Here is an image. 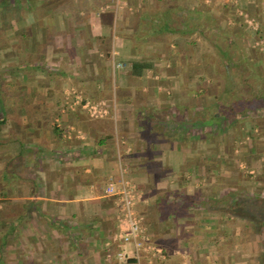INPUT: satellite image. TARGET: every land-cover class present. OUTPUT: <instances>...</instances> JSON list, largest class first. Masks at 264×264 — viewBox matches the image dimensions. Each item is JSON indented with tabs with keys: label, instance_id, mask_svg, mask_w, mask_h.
<instances>
[{
	"label": "crops",
	"instance_id": "0c3cea01",
	"mask_svg": "<svg viewBox=\"0 0 264 264\" xmlns=\"http://www.w3.org/2000/svg\"><path fill=\"white\" fill-rule=\"evenodd\" d=\"M11 3L10 31L0 25V264H237L253 255L246 223L199 201L238 179L250 191L246 163L264 183L254 145L264 123L189 140V120L210 55L197 17L213 11L246 56L264 33V0ZM86 104L104 114L92 117ZM123 187L140 250L119 239Z\"/></svg>",
	"mask_w": 264,
	"mask_h": 264
},
{
	"label": "trees",
	"instance_id": "16d2710c",
	"mask_svg": "<svg viewBox=\"0 0 264 264\" xmlns=\"http://www.w3.org/2000/svg\"><path fill=\"white\" fill-rule=\"evenodd\" d=\"M0 9L12 11L11 0H0ZM196 21V33L209 45L210 55L203 77L195 83L196 100L202 103L194 105L189 140H208L222 137L238 123L255 121L264 110V71L246 58L232 32L220 27V18L213 11ZM185 135L183 130L182 137ZM199 202L209 210L243 220L246 230L260 243L255 264H264V194L236 185L227 188L221 198L210 192Z\"/></svg>",
	"mask_w": 264,
	"mask_h": 264
},
{
	"label": "rangeland",
	"instance_id": "374dc122",
	"mask_svg": "<svg viewBox=\"0 0 264 264\" xmlns=\"http://www.w3.org/2000/svg\"><path fill=\"white\" fill-rule=\"evenodd\" d=\"M10 14H11V11H3V10L1 11L0 10V25L5 27L6 31H10V23H11ZM244 23L249 25L251 27V29H253L254 32H255V29L258 30L257 22L255 20L247 17V16L246 17L244 16ZM255 34H256V32L254 33L253 38H251V44L254 47L252 49L253 53H248L247 50H245V53L247 52L246 56H248L247 59L249 61L254 63V65L257 66L258 69H261L264 71V33H259L256 35ZM4 54H5L4 56H7V54H9V51H7ZM255 122L256 123H264V110L259 111V115L255 119V121L247 123V124H251V123H255ZM256 130H258V129H256ZM256 135H257L256 136L257 140L254 142L255 143L254 145H256L257 147H255V150H257L259 152V154H261L262 162L264 163V133L259 134V132H258V134L256 133ZM246 137H248V138H246ZM246 137L244 140L237 141V142H239V145L237 146L239 149L241 148V149L245 150V147L248 145L247 142L250 141V137L249 136H246ZM258 137H260V138H258ZM256 143H258V144H256ZM240 151L245 152L242 150H240ZM248 151L251 152L250 149ZM251 155L252 154H250V156ZM253 155H254V153H253ZM258 163H259V159H258ZM246 166H247V163L244 164V166H243L244 167L243 169L246 171H245V173H242V175H243V177H245L246 181H251V183L247 186L248 189H251L249 192L264 194V183H262V181L258 182V180H257L258 177L256 175H251L249 172L247 173V171H249V169H251V168L249 167V169H248V167H246ZM237 179L238 178H235L234 181H236ZM239 181H242V179H238V181H237V183H235V185L239 186L240 185V184H238ZM228 183H229V181H228ZM240 187H242V186L240 185ZM256 188H258L259 191H254V189H256ZM244 189H246V188L244 187ZM254 243L256 244V251L253 252L254 254L248 256L247 260H245V258L241 259V261H239L237 259V264H255L254 259H255L256 255L258 254V251L260 249V243L255 240V237H254ZM253 249H254V247H253ZM249 250H250V246H248L247 244H244V247H243L244 252L243 253L244 254H245V252L248 253ZM3 263L7 264V261H4Z\"/></svg>",
	"mask_w": 264,
	"mask_h": 264
},
{
	"label": "built area",
	"instance_id": "2783aa9c",
	"mask_svg": "<svg viewBox=\"0 0 264 264\" xmlns=\"http://www.w3.org/2000/svg\"><path fill=\"white\" fill-rule=\"evenodd\" d=\"M84 107L92 117H101L104 114L96 105L86 104ZM118 194L120 197L121 217L126 222V230L119 235V239L124 242L134 241L136 248L140 250L142 248V243L139 241L141 227L140 221L134 212V197L132 191L127 187H123Z\"/></svg>",
	"mask_w": 264,
	"mask_h": 264
}]
</instances>
